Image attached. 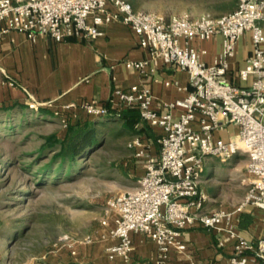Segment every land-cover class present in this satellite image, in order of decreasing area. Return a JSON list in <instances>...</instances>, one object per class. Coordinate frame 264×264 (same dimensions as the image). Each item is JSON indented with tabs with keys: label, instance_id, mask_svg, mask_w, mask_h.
Here are the masks:
<instances>
[{
	"label": "built area",
	"instance_id": "2783aa9c",
	"mask_svg": "<svg viewBox=\"0 0 264 264\" xmlns=\"http://www.w3.org/2000/svg\"><path fill=\"white\" fill-rule=\"evenodd\" d=\"M113 21L129 25L154 59L186 70L189 85L187 95L165 102L161 111L152 107L153 93L147 85L114 90L120 105L137 107L140 118L162 127L163 133L157 156L146 155V145L138 135L130 143L137 156L146 155L144 172L134 190L107 200L105 216L116 213L109 231L116 242L107 247L108 258L129 260L134 232L151 237L159 256L165 257L172 248L185 249L184 231L199 225L219 233L220 245L235 239L230 264L250 260L264 264V230L250 241L238 232L234 217L253 204L262 210L264 222V0H238L232 11L197 16L187 11L166 16L136 8L129 0H0V38L18 30L32 40L39 34L57 41L71 36L92 39L103 33L102 25ZM246 31L251 33L254 50L239 70L241 78L252 77L251 84L243 86L233 83L227 72L237 41ZM216 34L223 35L224 48L207 62L203 58L206 49L194 41ZM126 64L144 71L147 61ZM69 106L92 116L111 111L96 100ZM59 118L65 122V117ZM227 122L239 125L238 133L228 140L216 135ZM240 153L247 157L251 177L246 195L232 210L208 209V195L200 186L206 157L226 161ZM107 221L104 217L102 223Z\"/></svg>",
	"mask_w": 264,
	"mask_h": 264
},
{
	"label": "crops",
	"instance_id": "0c3cea01",
	"mask_svg": "<svg viewBox=\"0 0 264 264\" xmlns=\"http://www.w3.org/2000/svg\"><path fill=\"white\" fill-rule=\"evenodd\" d=\"M101 29L103 33L92 39L71 36L60 41L46 34H39L32 40L18 30L3 35L0 38V120L28 113L57 120L55 113L58 112L59 116L68 117L71 123H75L93 116L69 105L96 100L112 111L125 113L122 122L131 124V136L141 137L146 145V155L157 156L162 127L142 120L137 107L120 105L114 90L132 84L147 85L153 93L152 107L161 111L165 102L187 95L189 74L161 58L154 59L150 49L139 43L138 36L129 25L113 21L102 25ZM194 44L206 49L203 58L212 62L223 51L224 37L216 34L207 40L194 41ZM253 50L251 33L246 31L237 41L234 56L229 59L227 75L233 83L251 84L252 77L241 78L239 70L246 66ZM129 60L147 61L145 70L128 67L126 63ZM194 124L197 126V122ZM238 131V124L227 122L216 131V135L228 140ZM146 155L134 153L135 170L132 171L137 180L144 172ZM246 167L247 157L243 153L226 161L216 156L206 157L200 186L208 195V209L232 210L239 205L251 179ZM240 177L242 183L239 182ZM136 185L125 191L134 190ZM240 186L243 191L238 189ZM234 217L238 232L245 238L254 241L262 235L264 222L259 207L248 204ZM115 218L116 213H109L107 224H103L95 236V242L99 243L97 245L106 257L107 247L116 242V238L108 233L115 225ZM182 238L186 243L185 249L172 248L165 257H160L157 243L151 237L134 232V249L129 260L117 257L109 259L106 264H230L235 239L220 245L219 233L199 225L187 228ZM92 243L94 241L83 244ZM76 256L79 263L83 260L89 262L93 259L91 247L84 251L78 249ZM247 264L262 263L250 260Z\"/></svg>",
	"mask_w": 264,
	"mask_h": 264
},
{
	"label": "rangeland",
	"instance_id": "374dc122",
	"mask_svg": "<svg viewBox=\"0 0 264 264\" xmlns=\"http://www.w3.org/2000/svg\"><path fill=\"white\" fill-rule=\"evenodd\" d=\"M129 1L136 8L166 16L182 11L193 16L229 12L207 0ZM58 117L54 120L28 113L0 120V264L109 261L95 236L107 217V200L136 185L132 171L135 146L130 143L137 135L123 130L121 121L104 120L99 124L103 129L100 144L88 149L77 164L61 165L58 159L44 170L55 151L42 146L54 139L53 135L61 139L71 123L68 117L65 122ZM87 240L94 243L84 245L90 242ZM90 247L93 259L77 262L78 249Z\"/></svg>",
	"mask_w": 264,
	"mask_h": 264
},
{
	"label": "trees",
	"instance_id": "16d2710c",
	"mask_svg": "<svg viewBox=\"0 0 264 264\" xmlns=\"http://www.w3.org/2000/svg\"><path fill=\"white\" fill-rule=\"evenodd\" d=\"M207 1L215 2L228 11L234 10L238 5V0ZM124 115L125 113L111 110L107 115L100 117L93 116L75 123H70L61 139L53 135L54 139L49 140L42 146L44 150L52 149L55 151L53 160L46 163L43 169L49 170L58 159H60L61 165L67 162L70 164H77L78 158L84 156L88 149L100 144V134L103 129L99 127V124L104 122V120L122 122L124 120ZM121 128L126 131H132L130 125L126 121L122 122ZM241 225H243V223H241Z\"/></svg>",
	"mask_w": 264,
	"mask_h": 264
},
{
	"label": "water",
	"instance_id": "95a60500",
	"mask_svg": "<svg viewBox=\"0 0 264 264\" xmlns=\"http://www.w3.org/2000/svg\"><path fill=\"white\" fill-rule=\"evenodd\" d=\"M95 117H100V116H95Z\"/></svg>",
	"mask_w": 264,
	"mask_h": 264
}]
</instances>
